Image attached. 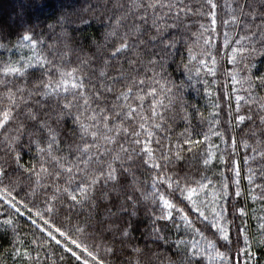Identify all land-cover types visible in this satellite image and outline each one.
Instances as JSON below:
<instances>
[{"label":"trees","instance_id":"trees-1","mask_svg":"<svg viewBox=\"0 0 264 264\" xmlns=\"http://www.w3.org/2000/svg\"><path fill=\"white\" fill-rule=\"evenodd\" d=\"M140 2L146 4L148 0ZM132 3L133 0H0V13L4 12L0 14V69L9 58L12 62H18L22 57H33L35 63L36 55H44L51 62L43 69L29 68L23 77H5L0 71V97H5L9 88L17 93L18 101L21 95L25 97L19 107H13L16 119L10 122V131H14L17 123L24 124L23 135L17 145L22 167H17L12 162L7 145L3 143L4 135L8 133L0 130V163L9 161L5 165L9 176L0 182V192L10 184L14 185L12 196L20 209L17 213L5 199H0V264H32L23 253L27 251L34 258L37 252L33 239L47 241L46 232L40 231V228L52 231L61 241L59 245L52 241L39 251L40 264H82L84 259L89 264H95L87 252L72 244L73 239L78 243L83 242L90 250L96 246L95 253H98L99 259H103L104 264H183L185 260L182 246L175 242L178 239L188 240L192 234L184 230L178 214L174 213V220L180 225L179 229L171 221L155 220L156 226L161 229V235L167 237L166 241L156 239L153 233V213L159 215L161 207L158 200L153 201L152 185L158 170L141 164L137 159L136 163L131 164L129 173H121L117 182L98 184L95 198L82 206L56 192L57 186L63 188L66 185L63 176L57 180L54 175H49L57 171L54 165L45 164L48 171L39 176L25 171L29 165L35 166L37 171L40 167V156L35 143L30 145V137L33 141L39 138L42 147L46 146L47 139L46 130L41 131L36 121L27 119L29 110L36 112L38 118L45 115L49 117L52 127L59 133L60 152L57 154L76 162L79 153L74 149L72 154L69 153L70 142L66 138L68 130L76 125L71 116L63 115V119L59 121L55 117L68 101L81 106L80 110L83 111V100L79 95H73L77 90L72 89L70 84L68 93L61 92L60 96H41L35 91L41 84L39 77L43 72H47L55 81L59 79L61 71L72 69H77V77L82 75L84 78V87L79 90L84 96L92 97L94 93H103L99 97L102 107H109L117 102L115 96L122 90L123 84L127 83L126 77L138 75L144 79V90L139 93L144 97L143 101L136 100L137 89H134V95L128 101L133 108H137L135 119L124 121L129 133L136 128L141 132L143 140L144 132L138 127L140 116L143 114L151 117L155 105V111L164 115L163 123L166 128L163 131L153 129L155 136L152 139H159L166 151L170 146L173 154L177 143L184 149L181 153L184 158L170 165L173 172L181 178L187 176L191 180L207 184V195L202 192L200 198L209 203L212 202V192L219 191L221 185L227 183L229 195L226 198L228 213L225 223L228 224L232 240L239 238L238 247L241 251L237 264H244L247 259L243 252L245 233L253 240L260 238L259 218L264 217V124L261 123L264 109H261L260 104L264 103V86L260 85L256 77L264 76V0H213L216 5L214 9H210L207 0H162L165 5L171 4L173 7L171 10L166 7L158 8L157 16H163L162 23L169 25L175 21L176 27H169L161 32L160 39L165 43L175 41V49L168 50L162 68L157 67L154 71L157 73L156 79L163 75V80L170 82L169 87L172 83L177 86L172 89V93H165L158 85H153V69L148 61L158 59L152 53L159 52L161 44L160 39H150L155 35V31L151 29V11L149 24L143 26L148 29L141 37L143 43L126 54H118L116 58L111 56L120 43L121 35L134 23H139L138 13L133 11L128 14ZM16 4L18 10L14 9ZM210 11L215 12V25L211 23ZM11 14L17 15V21H10ZM234 16L238 22H233ZM117 18H121L120 25H116ZM24 35H32L33 39L40 42L35 53L29 42L23 40ZM240 36L251 37L250 41L246 40L244 43L254 47L256 53L246 55L244 59L238 55L234 63L232 49L238 47L236 40ZM135 39L132 36L129 42ZM189 50L196 57L195 60L189 59ZM201 60L204 64H201ZM185 65H188L187 69ZM245 65L251 69L254 81L251 94L245 90L247 85L242 87L232 79L233 75L237 79L248 75ZM148 86L157 87L155 98L149 94ZM107 87H111L113 91L107 92ZM17 89L23 91L17 92ZM29 92H32L31 97L28 96ZM237 96L243 97L239 102V111ZM168 97H173L171 105ZM160 101L168 106L167 110L160 106ZM7 103L6 99L0 101V107ZM91 107L95 109L97 105L93 103ZM73 113L76 114L75 107ZM238 115H245V121L238 122ZM248 116L251 119H247ZM113 120L120 123L115 117ZM153 122L160 121L158 118L150 119L145 125L146 129H152ZM204 136L208 139L204 140ZM186 138L199 143L187 145L184 143ZM130 141L131 137L123 134L119 138V144L124 147H128ZM245 142L247 147L244 146ZM209 146L214 157L205 165L203 161L208 157ZM152 147L156 149L154 143ZM189 147H192L191 152L187 151ZM100 152H104L103 147ZM221 156L223 162L220 160ZM236 170L239 171V176H236ZM237 180L241 191L239 197L234 195ZM158 187L178 207L189 210L187 201L179 192L168 189L166 185ZM54 194L59 197L54 204V213H44L45 201H52ZM129 196L132 200L128 199ZM253 196L256 197L255 200L252 199ZM25 204L27 208L24 207ZM239 208H244L246 215L241 216ZM37 210L44 213L43 220L36 215ZM133 212L135 215H132ZM206 214L211 220L210 208ZM190 217L209 239H216L213 235L216 229L211 228L208 221L199 218L195 212H190ZM9 218L13 221L11 225L5 223ZM33 220L36 221L35 224L32 223ZM44 220H49V224L45 225ZM77 226H86V231L83 234L77 232ZM56 227L66 231L67 238L56 233ZM124 228L129 230L128 237L121 236V229ZM21 240L23 246L19 244ZM218 243L223 250V242ZM66 247L81 255V261L71 257L65 251ZM105 247H110L112 252H106ZM136 248L140 251L136 252ZM252 250L257 264H264V245L254 243ZM202 264H208L206 258ZM249 264L252 262L249 261Z\"/></svg>","mask_w":264,"mask_h":264},{"label":"snow or ice","instance_id":"snow-or-ice-1","mask_svg":"<svg viewBox=\"0 0 264 264\" xmlns=\"http://www.w3.org/2000/svg\"><path fill=\"white\" fill-rule=\"evenodd\" d=\"M207 2L210 5V9L216 7L213 0H207ZM165 7L171 10L173 6L171 4L165 5L162 3V0H148L146 4L141 3L140 0H133L128 14H131L133 11L138 13L139 23H134L128 31L121 35L120 43L114 48L111 56L116 58L118 54H126L130 49L143 43L141 37L148 31V29L143 26L149 24V11H151V29L155 31V35L150 37L151 40L160 39L161 32L166 31L169 27H176L175 21L169 25L167 23H162L164 19L163 16H157V9ZM210 14L212 16L211 23L212 25H215V12L210 11ZM178 18L179 12L176 13V19ZM252 18L253 20L255 19L254 16ZM233 22H238L235 16L233 17ZM120 23L121 18H117L116 25H120ZM225 23H227V21H225ZM114 34L115 33H113V35ZM132 36H135L136 39L130 43L129 41ZM225 36V43L227 44V34H225ZM23 40L29 42L32 51L35 53L40 42L33 39L32 35H24ZM246 40L250 41L251 37L240 36V38L236 40L238 47L232 49V62H236L238 55L241 56V59H244L246 55L250 56L256 53L254 47H249L244 43ZM160 44V51L152 53V56L158 57V59L152 58L148 61V64L153 69V85H158L159 89L165 93H172V89L177 86L172 83L171 87H169L170 82L164 81L163 75L160 76V79H156L157 73L154 69L157 67L162 68L168 50L175 49V41L165 43L164 40L160 39ZM189 59H196V57L191 54V50H189ZM35 60L36 62L33 63V57H22L20 61L12 62L9 58L0 71L3 72L5 77L17 75L23 77L29 68L43 69L51 63L44 55H36ZM213 63H215L214 58ZM201 64H204L203 60H201ZM185 68L187 69L188 65H185ZM245 68L248 71V75L241 79H237L236 75H233L232 79L234 83L240 84L242 87L247 85L245 90L251 94V90L254 87V81L251 75V69L248 65H245ZM209 71L212 72L213 75L215 74L212 69H209ZM76 72L77 69L61 71L59 79L55 81L47 72H43L41 77H39L41 84L35 90L36 94L41 96H60L61 92L65 94L68 93L70 84L72 89L77 90L73 95H79L83 100V111L80 110L81 106L74 105L72 101H68L62 105L60 112L56 113L55 117V119L59 121L63 119V115L71 116L73 124L76 125L75 128L68 130L66 133V138L70 142L69 153L72 154L73 149L76 153H79L76 157V162L69 160L65 155L57 154L60 152L58 147L60 143L59 133L52 127L49 122V117L45 115L44 117L38 118L36 112L29 110L27 113V119L36 121L40 125L41 131L46 130L47 139L46 146L42 147L39 138H36L33 141L30 137V145L31 143H35L36 151L40 156V167L39 171H37L35 166L29 165L25 171L30 174L35 173L39 176L40 173L48 171V169L44 167L45 164L54 165L57 171L49 173V175H54L57 180L63 176L66 185L63 188L57 186L56 192L61 193L69 198L70 201L82 206L85 203H91L95 198L96 186L98 184L103 183L106 185L109 182H117L120 178V174H128L131 164L136 163L138 159L141 164L148 165L153 170H158L152 185L154 189L153 201L156 202L158 200L161 205L159 215L153 213L155 218L153 223V233L156 236V239L166 241L167 237L161 235V229L156 226L155 220L171 221L179 229L180 225L176 224L174 220V213H176L179 216V220L183 225L184 230L192 234L191 238L188 240L178 239L175 242L178 246H182V250L185 254L183 264H202V261L205 258L207 259L208 264H217V261L219 264H237L241 251L238 247L239 238L235 241L232 240L228 224L225 223L228 213V201L226 198L229 195L227 183H223L219 191L212 192V202L209 203L200 198V193L202 192L204 195H207V192L205 191L208 187L207 184L201 181L191 180L187 176L181 178L177 173L173 172L170 165H173L176 161L184 158L181 155L184 149H182L180 143H177L176 150L173 154L170 146L166 151L164 146L161 145L159 139H152L155 136L154 130L163 131L166 128V124L163 123L164 115L163 113L155 111V105H153L151 117L144 116L143 114L140 116L141 122L138 127L144 132L143 140L141 139V132L137 131L136 128H133L131 133H129L128 128L124 126L125 120L130 122L136 117L137 108H133L128 101L133 97L134 89H137L135 93L136 100L143 101L144 97L139 93L144 90L145 80L138 75L136 77L129 75L126 77L127 83L123 84L122 90L115 96L117 102L112 103L109 107H102V102L99 97L103 95V93H94L92 97L84 96L83 93L79 91L84 87V78L82 75L77 77L75 75ZM197 74H199V70H197ZM101 75H104V73H101ZM189 79H191V77H189ZM256 80L260 82L261 86H264V76L256 77ZM148 87H150L149 94L155 98L158 92L157 87ZM22 91V89H17V92ZM106 91L112 92L113 89L107 87ZM31 95L32 92H29L28 96L31 97ZM172 98L173 97H168L170 105L172 104ZM4 99H6L8 103L3 107H0V130H3V133L8 134L4 135L3 143L7 145L9 153L12 156V162H14L17 167H22L20 164L21 156L17 151V145L20 144L24 124L23 122L17 123L14 131H10V122L15 121L16 119L13 114V107H19V103L23 102L25 97L21 95L18 101L17 93L12 92L11 88H9L6 96L0 97V101ZM242 99L243 97L241 96L236 97L237 111H239V102ZM93 103L97 105L95 109L91 107ZM140 106L142 107V103ZM160 106L164 107L166 110L168 108V106L163 104V101H160ZM74 107L76 108V114L73 113ZM260 107L261 109H264V103H261ZM113 117H115V120H119L120 123H116L113 120ZM153 118H158L160 122H153L152 129H146V123ZM236 119L238 122L242 123L245 121L246 116L238 115ZM247 119H251V116H248ZM261 123L264 124V117H262ZM6 125L9 127H6ZM122 134L125 137H131L128 147L119 144V138ZM215 134L219 135V133ZM77 136L79 137L78 143ZM207 139L208 137L204 136V140ZM153 143L156 145V149L152 147ZM184 143L187 145H194L198 144L199 141H193L191 138H186L184 139ZM232 143L234 146L235 138H233ZM108 145H114L116 147L109 148ZM244 146H248L247 142L244 143ZM102 147L104 148L103 153L100 152ZM157 149L159 150V155H157ZM210 149L211 146H209L208 157L203 161L205 165H208L210 160L214 157V154L211 153ZM187 151L191 152L192 147H189ZM7 154L8 153H6V155ZM220 160L223 162V156L220 157ZM7 164H9L8 160L0 163V182L9 176L8 169L5 167ZM170 172L172 174H170ZM236 176H239L238 170H236ZM77 177H79L78 180ZM249 181L251 183V177H249ZM74 182L75 187H73ZM209 183H211V181H209ZM37 184H39V180L37 181ZM158 185H166L168 189L179 192L180 196L187 201L189 210L185 211L184 208L178 207L172 199L160 192ZM14 190L15 186L12 184L5 187L2 192H0V199H5L7 203L19 213L20 209L17 207V204L14 203L15 197L12 196ZM34 194L35 193H33V195ZM234 195L236 197L241 196L238 180L236 181ZM58 199L59 197L54 194L52 201H45L46 207L44 213H54V204ZM128 199L132 200V197L129 196ZM252 199L255 200L256 197L253 196ZM262 199H264V195H262ZM134 203L135 202L133 201V204ZM24 207L27 208V205L25 204ZM209 208L212 213L211 220H209V216L206 214ZM30 211L31 210H29V212ZM238 211L241 216L246 215L244 208H239ZM190 212H195L199 218L208 221L211 228L216 229V232L213 233L216 239H209L205 233L196 226L195 222L190 217ZM44 213L37 210L36 215L43 220ZM132 215H135V212H133ZM29 218L31 219V217ZM259 219L261 221L259 223L260 238L253 240L247 233L244 235L243 239L245 247L243 252L247 257L244 264H249V261H251L252 264H257L256 255L252 250L253 244L264 245V217H260ZM49 222V220H44L45 225H48ZM5 223L11 225L13 224V221L9 218ZM32 223L35 224L36 221L33 220ZM37 227L40 228L39 225H37ZM40 231L46 232L48 239L47 241L38 238L33 239L32 243L36 245L35 251L37 252V255L33 258L29 252L25 251L23 253L24 256H27L29 260L32 261V264H40L39 251L47 244H50L52 241L57 245L61 243L52 231H48L45 228H40ZM76 231L83 234L86 231V226H77ZM55 232L66 238L68 236V233L59 227L55 228ZM121 236L128 237L129 230L127 228L121 229ZM219 241L223 242V250H221V245L218 243ZM19 244L23 246V241H19ZM72 244L76 245L77 248H82L83 252H87L88 256L93 258L95 264H104L103 259H99L98 253H95L96 246H93V249L90 250L86 244H83V242L78 243L76 239L72 240ZM104 250L109 253L112 252L110 247H105ZM134 250L136 252L140 251L138 248ZM65 251L69 253L71 257L75 258L76 261H81V255H78L72 248L66 247ZM60 259L63 260V257H60ZM82 264H89V261L84 259Z\"/></svg>","mask_w":264,"mask_h":264},{"label":"rangeland","instance_id":"rangeland-1","mask_svg":"<svg viewBox=\"0 0 264 264\" xmlns=\"http://www.w3.org/2000/svg\"><path fill=\"white\" fill-rule=\"evenodd\" d=\"M18 4H16L15 5V7H14V9L15 10H18V6H17ZM4 12L2 11L0 14H3ZM9 18H10V21L11 22H15V21H17V15H15V14H11L10 16H9ZM20 25L22 24L21 22L19 23Z\"/></svg>","mask_w":264,"mask_h":264}]
</instances>
